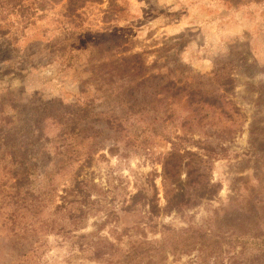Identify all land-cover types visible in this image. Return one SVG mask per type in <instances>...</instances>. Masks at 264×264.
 Listing matches in <instances>:
<instances>
[{
  "label": "rangeland",
  "instance_id": "1",
  "mask_svg": "<svg viewBox=\"0 0 264 264\" xmlns=\"http://www.w3.org/2000/svg\"><path fill=\"white\" fill-rule=\"evenodd\" d=\"M66 3L0 0V264H215L159 248L264 170V0ZM187 150L219 192L166 209Z\"/></svg>",
  "mask_w": 264,
  "mask_h": 264
},
{
  "label": "trees",
  "instance_id": "2",
  "mask_svg": "<svg viewBox=\"0 0 264 264\" xmlns=\"http://www.w3.org/2000/svg\"><path fill=\"white\" fill-rule=\"evenodd\" d=\"M62 1V0H55ZM88 1L96 0H67L68 10L71 12L77 11L79 8H83ZM195 94H192L194 97ZM203 101L211 105L219 103L220 98L217 95H207L203 92H199L198 102ZM81 109L87 110L88 104ZM264 144V140L262 141ZM205 150L206 155L211 157L209 152L212 151L208 145L200 147ZM188 153L196 156V165L192 166L188 172V179L183 182V179L179 177V171L175 169L177 164H174L172 168L166 169V174L169 178L174 179L176 183L175 187H171L172 184H165V198L166 209L176 208L181 210L187 208L199 200V198L212 199L219 192L221 184L211 182L208 178L209 172V159H203L197 153H193L187 150ZM258 160L264 164V148L258 155ZM195 161V159H194ZM264 166V165H263ZM261 166V167H263ZM258 183H248L245 187V194L243 198L237 200H231L226 205L219 208L222 212L220 215L217 212L213 226L207 228H189L178 238L171 237L170 234L163 238L161 252H166L168 243L171 245L173 251H184V249L198 248L200 255L203 256L202 261H207V257L214 256L215 264L218 262H224L225 254H229L227 262L228 264H264V170L259 173L257 177ZM81 185L79 190L80 195L89 196L92 186L83 188L84 182L80 181ZM149 183L155 187L153 178H150ZM190 189H193L191 192ZM142 189H139L134 197L140 196ZM76 196L73 191L67 193V197ZM157 197V193L155 194ZM71 201V200H70ZM152 213L157 211L155 205L152 204ZM82 212H85L82 209ZM86 236V235H85ZM241 240V243L239 242ZM171 242V243H170ZM235 242L241 249L232 254L230 249L225 248L229 245L231 248H235L233 245ZM96 246L98 250V244H92ZM133 250L138 249V244L135 242Z\"/></svg>",
  "mask_w": 264,
  "mask_h": 264
}]
</instances>
